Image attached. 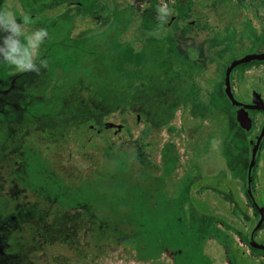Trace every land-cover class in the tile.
Instances as JSON below:
<instances>
[{
    "label": "rangeland",
    "instance_id": "1",
    "mask_svg": "<svg viewBox=\"0 0 264 264\" xmlns=\"http://www.w3.org/2000/svg\"><path fill=\"white\" fill-rule=\"evenodd\" d=\"M162 5L0 0V10L12 11L18 22L29 17V31H48L37 60L47 67L39 74L0 63V264H195L184 236L166 237L182 255L163 242L141 254L136 243L144 228L128 206L142 199L144 227L190 222L185 210L193 206H183L169 186L213 165L209 128L204 137L194 129L186 147L190 133L183 125L173 119L166 128L165 24L156 19ZM199 194L213 204L210 190ZM255 196L264 212V186ZM97 221L114 238L91 251L86 241L92 239H82L78 225ZM179 255L184 259L177 261Z\"/></svg>",
    "mask_w": 264,
    "mask_h": 264
},
{
    "label": "flooded vegetation",
    "instance_id": "2",
    "mask_svg": "<svg viewBox=\"0 0 264 264\" xmlns=\"http://www.w3.org/2000/svg\"><path fill=\"white\" fill-rule=\"evenodd\" d=\"M186 2L163 0L172 15L164 26L161 100L168 113L167 130L173 128L170 122L174 119L189 131L185 147L187 142L193 144L194 129L204 137L209 128L207 142L214 166L189 181L183 174L182 179L169 186L168 192H173L183 206H193L190 211L185 210V216L192 221L166 219L164 223L153 222L150 228L140 222L144 228L140 238L154 239L162 231L165 237L159 244L163 242L182 255L181 249L166 237L184 236L189 244L187 249L196 253L195 264H264V212L255 196L264 186V0ZM254 55L260 58L233 64ZM170 110L174 111L171 117ZM184 153L182 149L181 154ZM203 189L211 191L212 205L198 196ZM134 201L132 208L137 203ZM201 205L208 207V211ZM259 212L263 218L256 226ZM97 222L78 225L82 239L84 234L91 239L109 234L101 229L102 222ZM193 222L195 229H185V223L190 226ZM250 222L252 226L246 228ZM149 242L153 243L152 239ZM104 243L102 239L97 245L86 241L91 251L105 246ZM180 255L177 261L184 259Z\"/></svg>",
    "mask_w": 264,
    "mask_h": 264
},
{
    "label": "clouds",
    "instance_id": "3",
    "mask_svg": "<svg viewBox=\"0 0 264 264\" xmlns=\"http://www.w3.org/2000/svg\"><path fill=\"white\" fill-rule=\"evenodd\" d=\"M171 10L167 5L157 7L156 19L162 24H167ZM30 19L27 15L22 22H18L14 13L8 9L0 10V63L14 67L17 72H34L39 74L41 68H46L47 63L40 60L39 50L48 38L45 28L29 31L27 26Z\"/></svg>",
    "mask_w": 264,
    "mask_h": 264
},
{
    "label": "trees",
    "instance_id": "4",
    "mask_svg": "<svg viewBox=\"0 0 264 264\" xmlns=\"http://www.w3.org/2000/svg\"><path fill=\"white\" fill-rule=\"evenodd\" d=\"M128 206H130V205H128ZM128 206H126V208H128ZM130 208H132V207H130ZM132 209H133V214L136 217L137 223H140V222L144 223L145 222L144 218H145L146 213L143 212V202H141L140 199H138L137 203L134 204V207ZM261 227H264V220L261 224ZM92 231L93 232L97 231L95 226L92 227ZM164 237H165V234H164V232L161 231L156 236V238H154L155 240L153 238H149V237L139 238L138 240L140 242L138 241L139 243L137 242L138 243L137 245L141 247V250H140L141 254H143L145 256H149L151 252L156 250V248H157L156 246L160 245L159 242L157 244H155L157 242L156 239H158L159 241L160 240L162 241V240H164ZM113 238L114 237L110 233L109 234L106 233L103 236H95V237L92 236V239H93L92 244H94V245L99 244L101 239L104 242H111V241H113ZM151 239H152V242H155L154 245H153V243L150 244L149 241Z\"/></svg>",
    "mask_w": 264,
    "mask_h": 264
},
{
    "label": "water",
    "instance_id": "5",
    "mask_svg": "<svg viewBox=\"0 0 264 264\" xmlns=\"http://www.w3.org/2000/svg\"><path fill=\"white\" fill-rule=\"evenodd\" d=\"M258 58H260V55H254V56H250V57H243V58H240V59H237L236 61H234L233 64H235L236 62H239V61H241V60H247V59H258ZM236 119L238 120V122H239L240 124H242V120H241V118L238 117L237 115H236ZM261 132H262V129H261L260 133H261ZM259 138H260V137L257 138V142H258V139H259ZM257 142H256L255 146L253 147V149H252V151H251V154H250L249 165H248V172L250 171L251 166H252V164H253L254 153H255V150H256V148H257V147H256ZM262 218H263V213H262V212H259V219H258V222H257L256 226L259 225V223L261 222ZM263 249H264V246H263Z\"/></svg>",
    "mask_w": 264,
    "mask_h": 264
}]
</instances>
